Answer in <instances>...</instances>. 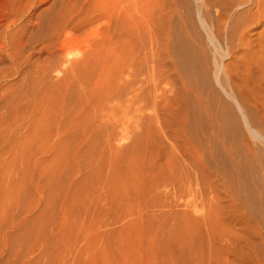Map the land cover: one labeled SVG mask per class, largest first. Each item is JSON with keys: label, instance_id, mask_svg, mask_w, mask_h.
Instances as JSON below:
<instances>
[{"label": "rangeland", "instance_id": "obj_1", "mask_svg": "<svg viewBox=\"0 0 264 264\" xmlns=\"http://www.w3.org/2000/svg\"><path fill=\"white\" fill-rule=\"evenodd\" d=\"M163 1L0 0V264H264V0Z\"/></svg>", "mask_w": 264, "mask_h": 264}, {"label": "bare ground", "instance_id": "obj_2", "mask_svg": "<svg viewBox=\"0 0 264 264\" xmlns=\"http://www.w3.org/2000/svg\"><path fill=\"white\" fill-rule=\"evenodd\" d=\"M167 1V2H166ZM212 1V0H211ZM210 0H202V5L203 6H205L206 8L208 7V6H211V5H213L212 3L213 2H211ZM218 1L219 0H217V3H218ZM221 2H222V4H223V6L221 7L220 6V9L218 10V9H216V11L215 12H217V20L218 21H221L223 18L224 19H226V17H228V12H229V10L232 8V7H234L235 5L237 6H239V5H241V3L243 4L244 2H246L247 0H242L241 1V3L239 4L238 3V1L237 0H220ZM219 1V2H220ZM235 1H237V2H235ZM255 1V0H254ZM159 2H160V0H159ZM164 3H166V4H160V5H162V6H159V9H160V7H161V12H159L158 14H160L159 16H157V18L156 19H158L157 21H158V23L157 22H155V39L157 40L158 38H160V39H163L162 41H164L163 42V45H161V43L159 44H157V43H155L156 45H159V46H157V49H155V57H157V59H160L161 60V54H160V51H167L168 49V37H167V32L165 33V34H163L165 31V26H164V24H166V25H168L172 20H171V15L173 16V14H174V12L177 10V9H175V5L174 6H172V5H168L169 4V2H168V0H164L163 1ZM172 2V1H171ZM170 2V3H171ZM175 2V1H174ZM257 2V1H256ZM255 2V3H256ZM161 3V2H160ZM258 3V2H257ZM159 4V3H158ZM214 4H216L215 3V0H214ZM166 5L168 6V7H166ZM217 5V4H216ZM164 6L167 8H164ZM170 6L173 8V9H171L170 8ZM261 5H259V7H260ZM177 7V6H176ZM258 7V6H257ZM179 8V7H178ZM233 10V9H232ZM256 11V10H255ZM259 11V10H258ZM178 12H180V11H178ZM205 12V11H204ZM241 12V11H240ZM182 13V12H181ZM203 13V12H202ZM249 13V12H248ZM251 13V12H250ZM249 13V16H251V15H253V17H255V13H252V14H250ZM256 13H257V11H256ZM157 14V15H158ZM176 14V13H175ZM174 14V15H175ZM183 14L184 13H182V16H183ZM206 14V13H205ZM215 15V16H216ZM241 15V14H240ZM179 16V15H178ZM185 16V15H184ZM243 16V15H242ZM257 16V15H256ZM180 18H181V14H180V16H179ZM186 17V16H185ZM199 17V18H198ZM198 20L200 21V25L201 24H203V22L202 21H204V17L201 19V17H200V15H198ZM232 17H233V15H232ZM252 17V18H253ZM235 18H237V17H235ZM247 18V17H246ZM184 19V18H183ZM231 20V19H230ZM234 20V19H233ZM245 20V19H244ZM244 20H238L237 19V21L235 22V20L234 21H232L233 23L235 22V26H234V28L235 27H241V25L243 26V24H245L246 22L244 21ZM256 20V19H255ZM180 21V20H179ZM190 22H192V21H190ZM258 22V21H257ZM180 23H181V27H182V31H183V34H184V36L186 37V39H188L189 41H190V43L192 42L193 44H195V46H197L198 47V49H199V51L201 52V54L205 57V55H206V51L204 50V47H203V43H202V40H201V38H200V36H199V25H198V27L196 26H192L194 29H192L191 27H189V25H187V23L184 21V20H182L181 19V21H180ZM173 25V24H172ZM202 26V25H201ZM164 29V30H163ZM230 30V29H229ZM237 30V29H236ZM238 31V30H237ZM231 32V31H230ZM170 37V36H169ZM230 38V37H229ZM158 41V40H157ZM157 41H155V42H157ZM160 46H161V48H160ZM163 54V53H162ZM165 54V53H164ZM156 59V60H157ZM175 60V59H174ZM182 60V59H181ZM159 61V60H158ZM158 61H155V63L156 62H158ZM167 61V60H166ZM158 64V63H157ZM161 64V63H160ZM209 67V66H208ZM171 68V67H170ZM216 71V70H215ZM214 74H218V73H214ZM232 74V73H231ZM231 74H230V76L228 75V77H229V79L231 80V79H233V78H230L231 77ZM182 75V74H181ZM227 75V74H226ZM216 77V76H215ZM186 79V78H185ZM184 79V80H185ZM217 80V79H216ZM215 80V81H216ZM234 82L235 81H233V82H231V83H233L234 84ZM218 83H219V81H218ZM242 83H244V81L242 82ZM181 84V83H180ZM235 84L236 85H238L239 86V84H237V82H235ZM184 85V84H183ZM182 85V86H183ZM240 85H243V84H240ZM188 86V85H187ZM197 86V85H196ZM181 87V86H180ZM183 90V89H182ZM187 90V89H186ZM189 90V89H188ZM222 90H223V88H222ZM191 91V90H190ZM195 91V90H194ZM243 91V90H242ZM187 95V94H186ZM230 94H228V96H229ZM201 95H200V93H196L195 92V98L196 99H198L200 102H201V97H200ZM184 98H185V96H184ZM203 98V97H202ZM203 100V99H202ZM209 102V101H208ZM226 103V102H225ZM213 104V103H212ZM176 105V104H175ZM201 105V104H200ZM202 105H203V103H202ZM205 108L206 107H204V110H205ZM214 108V107H213ZM216 109V108H215ZM228 109V108H227ZM229 110V109H228ZM210 111V110H209ZM230 111V110H229ZM203 112V111H202ZM218 114V113H217ZM185 117V116H184ZM187 118V117H186ZM185 118V119H186ZM191 119V118H190ZM212 120V119H211ZM208 121V120H207ZM215 122V121H214ZM223 124V123H222ZM183 125V124H182ZM209 125V124H208ZM225 126V125H224ZM224 130V129H223ZM220 134H221V132H220ZM192 140V139H191ZM196 146V145H195ZM249 147V146H248ZM197 149V148H196ZM249 149H251V148H249ZM196 152V151H195ZM199 153V152H198ZM251 153V152H250ZM259 186V185H258Z\"/></svg>", "mask_w": 264, "mask_h": 264}]
</instances>
